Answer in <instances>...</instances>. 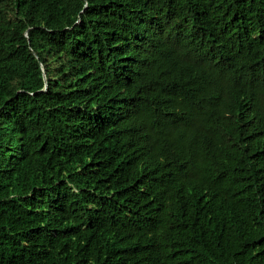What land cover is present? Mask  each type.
Here are the masks:
<instances>
[{"label":"trees","instance_id":"obj_1","mask_svg":"<svg viewBox=\"0 0 264 264\" xmlns=\"http://www.w3.org/2000/svg\"><path fill=\"white\" fill-rule=\"evenodd\" d=\"M0 264H264V0H0Z\"/></svg>","mask_w":264,"mask_h":264},{"label":"bare ground","instance_id":"obj_2","mask_svg":"<svg viewBox=\"0 0 264 264\" xmlns=\"http://www.w3.org/2000/svg\"><path fill=\"white\" fill-rule=\"evenodd\" d=\"M45 89V88H44ZM263 246V245H262Z\"/></svg>","mask_w":264,"mask_h":264}]
</instances>
